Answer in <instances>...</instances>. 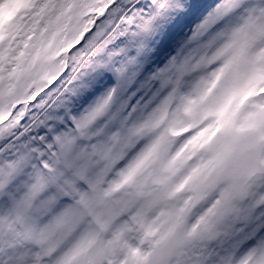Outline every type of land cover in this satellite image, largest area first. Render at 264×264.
Returning a JSON list of instances; mask_svg holds the SVG:
<instances>
[{"label":"clouds","instance_id":"1","mask_svg":"<svg viewBox=\"0 0 264 264\" xmlns=\"http://www.w3.org/2000/svg\"><path fill=\"white\" fill-rule=\"evenodd\" d=\"M0 264H264V0H0Z\"/></svg>","mask_w":264,"mask_h":264}]
</instances>
